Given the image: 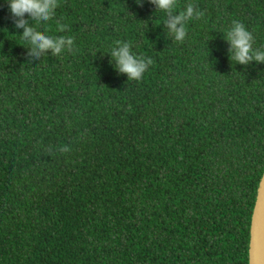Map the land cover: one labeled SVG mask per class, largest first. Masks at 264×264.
Returning <instances> with one entry per match:
<instances>
[{"label": "trees", "instance_id": "1", "mask_svg": "<svg viewBox=\"0 0 264 264\" xmlns=\"http://www.w3.org/2000/svg\"><path fill=\"white\" fill-rule=\"evenodd\" d=\"M191 2L175 42L147 0H60L46 34L73 51L31 63L0 0V264H248L264 64L231 62L221 30L264 45V0ZM117 40L152 58L140 81Z\"/></svg>", "mask_w": 264, "mask_h": 264}, {"label": "clouds", "instance_id": "2", "mask_svg": "<svg viewBox=\"0 0 264 264\" xmlns=\"http://www.w3.org/2000/svg\"><path fill=\"white\" fill-rule=\"evenodd\" d=\"M145 0H135L137 6H143ZM157 12L164 13L161 20L167 28V35L175 42H183L187 36V25L191 20H199L204 16L203 11L194 2L184 3L178 0H147ZM7 5L12 27L18 31L15 36L19 38L20 45L28 49L27 61L33 63L42 55L46 56L51 50L53 56L59 57L66 52H72L74 38L66 35L46 34L49 21L56 15L60 0H3ZM41 26L44 27L42 32ZM67 24L56 26V32L68 30ZM223 38L229 44L228 55L231 62L242 66L255 63L264 64V45L254 47V37L245 24L234 19L230 26L221 30ZM107 53L110 57L109 64L118 73L126 76L127 81H140L153 60L149 56L137 55L128 41L117 40L109 47ZM95 55V52H94ZM49 151H52L50 148ZM58 151L68 152L69 148L62 145Z\"/></svg>", "mask_w": 264, "mask_h": 264}, {"label": "water", "instance_id": "3", "mask_svg": "<svg viewBox=\"0 0 264 264\" xmlns=\"http://www.w3.org/2000/svg\"><path fill=\"white\" fill-rule=\"evenodd\" d=\"M248 264H264V172L251 216Z\"/></svg>", "mask_w": 264, "mask_h": 264}]
</instances>
